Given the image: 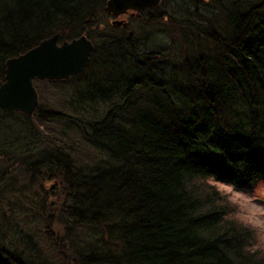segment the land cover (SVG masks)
Segmentation results:
<instances>
[{
  "label": "trees",
  "instance_id": "1",
  "mask_svg": "<svg viewBox=\"0 0 264 264\" xmlns=\"http://www.w3.org/2000/svg\"><path fill=\"white\" fill-rule=\"evenodd\" d=\"M107 1L0 0V86L46 38L94 43L42 81L64 99L0 110V264H264L219 187L264 181V0H162L120 26Z\"/></svg>",
  "mask_w": 264,
  "mask_h": 264
},
{
  "label": "water",
  "instance_id": "2",
  "mask_svg": "<svg viewBox=\"0 0 264 264\" xmlns=\"http://www.w3.org/2000/svg\"><path fill=\"white\" fill-rule=\"evenodd\" d=\"M161 0H108L105 10L119 17L130 10L140 12L156 7ZM121 25L123 20L115 19ZM94 50L93 42L81 35L59 43V34L46 38L6 63L5 81L0 86V110L33 115L39 105L35 80H61L83 73Z\"/></svg>",
  "mask_w": 264,
  "mask_h": 264
},
{
  "label": "rangeland",
  "instance_id": "3",
  "mask_svg": "<svg viewBox=\"0 0 264 264\" xmlns=\"http://www.w3.org/2000/svg\"><path fill=\"white\" fill-rule=\"evenodd\" d=\"M114 18L115 17H109V20L111 21ZM127 18V16H122L121 18L117 19L123 20L124 22L127 20ZM39 87H41L42 90V96H39V101L44 99L43 102L49 104L54 103L55 97L64 99V95L56 96L55 89H51L50 86L46 85L42 81L39 83ZM85 153L87 154L86 151ZM219 187L225 191H228L234 201L240 204V210L237 214H235V216L244 223L250 224L251 226L253 224L259 229V241L256 244L257 246L253 248L260 247L261 249H264V181L258 182L257 184L251 186V189H246V191L236 189L230 185H220Z\"/></svg>",
  "mask_w": 264,
  "mask_h": 264
}]
</instances>
